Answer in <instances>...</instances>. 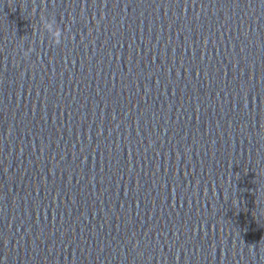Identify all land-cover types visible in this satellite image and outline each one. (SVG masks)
Segmentation results:
<instances>
[{
	"label": "water",
	"instance_id": "95a60500",
	"mask_svg": "<svg viewBox=\"0 0 264 264\" xmlns=\"http://www.w3.org/2000/svg\"><path fill=\"white\" fill-rule=\"evenodd\" d=\"M0 264H264V0H0Z\"/></svg>",
	"mask_w": 264,
	"mask_h": 264
},
{
	"label": "clouds",
	"instance_id": "9594fccd",
	"mask_svg": "<svg viewBox=\"0 0 264 264\" xmlns=\"http://www.w3.org/2000/svg\"><path fill=\"white\" fill-rule=\"evenodd\" d=\"M43 26H44V28L47 29L49 32H52L53 35H54L55 37L58 38V37L60 36V31H59V29L54 30V29H53V25H52V23L45 21L44 24H43ZM25 55H27V53H25Z\"/></svg>",
	"mask_w": 264,
	"mask_h": 264
}]
</instances>
